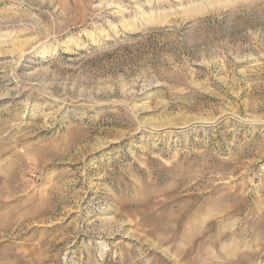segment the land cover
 Masks as SVG:
<instances>
[{
  "label": "rangeland",
  "instance_id": "obj_1",
  "mask_svg": "<svg viewBox=\"0 0 264 264\" xmlns=\"http://www.w3.org/2000/svg\"><path fill=\"white\" fill-rule=\"evenodd\" d=\"M0 264H264V0H0Z\"/></svg>",
  "mask_w": 264,
  "mask_h": 264
}]
</instances>
